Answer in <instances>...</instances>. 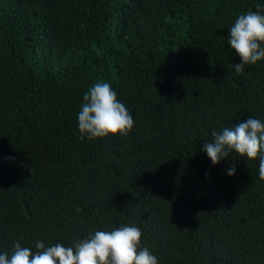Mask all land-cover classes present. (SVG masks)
I'll return each mask as SVG.
<instances>
[{"label":"trees","instance_id":"16d2710c","mask_svg":"<svg viewBox=\"0 0 264 264\" xmlns=\"http://www.w3.org/2000/svg\"><path fill=\"white\" fill-rule=\"evenodd\" d=\"M258 6L0 0V254L132 224L159 264H264L259 160L203 151L214 131L264 122V61L239 75L228 44ZM98 82L132 114L127 137L81 138Z\"/></svg>","mask_w":264,"mask_h":264},{"label":"clouds","instance_id":"9594fccd","mask_svg":"<svg viewBox=\"0 0 264 264\" xmlns=\"http://www.w3.org/2000/svg\"><path fill=\"white\" fill-rule=\"evenodd\" d=\"M228 44L240 59V63L233 65L239 75L244 74L245 66L264 61V14L259 6L256 11L238 16L229 30ZM77 120L81 138L90 140L127 137L135 123L127 106L106 82L95 83L84 94ZM212 136L214 140L207 143L203 151L213 165L232 153L247 161L258 159L259 179L264 180V122L249 117L220 133L214 131ZM227 172L234 176L235 165ZM142 240V230L129 224L95 231L87 238L75 240L69 247L61 243L45 246L37 241L33 251L17 242L11 253L0 254V264H159L157 256L142 246Z\"/></svg>","mask_w":264,"mask_h":264}]
</instances>
